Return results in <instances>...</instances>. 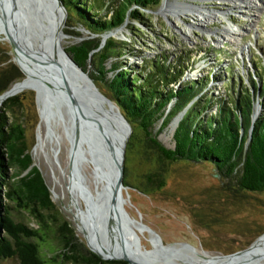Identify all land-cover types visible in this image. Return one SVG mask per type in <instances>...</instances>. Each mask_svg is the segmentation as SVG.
Returning <instances> with one entry per match:
<instances>
[{"label": "trees", "instance_id": "16d2710c", "mask_svg": "<svg viewBox=\"0 0 264 264\" xmlns=\"http://www.w3.org/2000/svg\"><path fill=\"white\" fill-rule=\"evenodd\" d=\"M62 2L67 11L66 24L88 32L65 46L66 52L119 107L132 133H144L147 147L157 153L159 162L211 165L232 191L264 190L262 67L255 73L256 79L247 74V82L239 76L224 80L211 71L196 79H183L190 55L182 53L171 59L163 53L150 58L143 56L136 68L128 61V57L136 54L125 40L109 36L102 43V36L126 21L129 29L133 27L140 32L141 24L148 25L145 21H149L145 11L155 9L160 0ZM63 30L82 36L76 30ZM230 69L229 65L223 72ZM21 77L13 64L3 67L0 94ZM219 79L223 95L209 94L206 88L210 81ZM22 95L10 96L0 106V197L7 200L3 202L0 198V259H14L19 264H46L47 260L52 264H128L124 260L102 259L59 216L50 189L33 163L25 126L15 115L22 108ZM255 99L261 111L252 121ZM181 112L171 136L174 145L168 148L157 139V134ZM155 125H158L156 130ZM11 167L16 172L8 176L7 169ZM161 168L144 175L146 187L158 189L165 185V172ZM12 204L26 207L35 216L37 228L16 221L11 213ZM50 239L55 241L57 249L46 259L41 245Z\"/></svg>", "mask_w": 264, "mask_h": 264}, {"label": "rangeland", "instance_id": "374dc122", "mask_svg": "<svg viewBox=\"0 0 264 264\" xmlns=\"http://www.w3.org/2000/svg\"><path fill=\"white\" fill-rule=\"evenodd\" d=\"M182 1L213 11L216 15L212 20L200 23L196 13H178V18H175L169 12L174 8L164 7L166 2H170L177 8ZM161 4L168 12H158ZM159 5L145 11L149 21H145L148 25L141 24L140 32L134 31L133 27L129 29L130 24L126 21L113 36L125 40L133 49L136 56L128 57V61L134 63L136 68L141 65L143 56L150 58L163 53L171 59L176 53H182L190 55L183 79H196L211 71L224 77V80L229 77L234 80L239 76L247 82V74L255 78L256 72L262 68L264 71V3L257 8H248L231 0H160ZM223 11L228 15L224 16ZM226 27L237 34L227 35L223 32ZM63 29L79 31L82 36L67 34ZM63 29V47L88 34L80 27L67 25L66 20ZM13 58L14 53L8 43L0 39V72L7 64H13L22 79L24 74ZM229 65L230 72L224 73L223 70ZM206 89L209 94L223 95L222 80L210 81ZM19 93H23L22 108L15 115L25 126L33 163L50 189L59 216L85 242L77 225L81 214L86 211L85 200L94 198L103 178L90 163L84 143L79 141L77 156L71 155L70 143L65 135L68 121L66 108L53 106L50 108L52 114L46 110L40 115L39 110L43 106L37 104L35 92L25 89ZM260 111L259 103L258 113ZM178 114L157 134V139L168 148L174 145L168 128L175 119L180 120ZM157 127L155 125V130ZM156 154L147 147L144 133H132L131 128L124 152L122 192L128 214L149 226L165 245L185 242L208 255L232 253L248 247L264 233V190L232 191L220 178L215 177L211 165L159 162ZM159 166L163 168L160 171L165 172V185L158 189L146 187L144 175ZM15 172L12 167L7 169L8 176ZM0 198L3 202L7 201L2 195ZM12 205L11 213L16 221L37 228L35 216L26 207ZM141 233V243L150 249L148 232ZM56 247L55 241L50 239L41 245V253L47 259L53 255ZM45 263L52 264L49 260ZM0 264L19 263L14 259L2 258Z\"/></svg>", "mask_w": 264, "mask_h": 264}, {"label": "water", "instance_id": "95a60500", "mask_svg": "<svg viewBox=\"0 0 264 264\" xmlns=\"http://www.w3.org/2000/svg\"><path fill=\"white\" fill-rule=\"evenodd\" d=\"M168 3L170 2H166ZM159 6L158 12H161L164 5ZM66 18L67 11L62 0H0V29H3L0 31L3 34L0 39H4L14 53L18 50L33 68L30 74L25 73L13 59L24 77L0 94V106L8 97L31 89L35 92L37 104L41 103L43 106L39 110L40 115L46 110L50 112L53 106L66 108L65 113L72 126V137L68 138L71 155L77 156L79 141L87 142L92 160L98 162L101 168L104 167L110 176L104 209L103 206L92 209L99 221L95 226L102 228L107 236L112 229L110 226H117L115 229L120 242L124 236L121 218L137 222L141 229L154 234V238L150 239L149 255L154 262L162 260V264H259L260 260L264 261V253L254 256L256 254L251 252L264 241V233L244 249L209 255L206 259L195 262L193 258L185 256L187 251L196 256L197 250L192 245L185 242L165 245L149 226L128 214L123 207L126 199L122 192V179L124 152L131 126L119 107L99 91L88 72L79 67L60 44L64 37L62 29ZM117 30L119 28L103 34L102 43L108 36H114ZM61 57L67 60V66L62 63ZM78 81L83 87L78 85ZM255 104L257 106L254 105L252 121L258 115V99ZM181 114L182 112L178 116ZM214 172L215 177L219 178L215 168ZM85 243L104 260H124L128 264H134L127 255L103 256L89 245L87 239ZM175 246L178 248H174ZM200 253L206 254L204 250Z\"/></svg>", "mask_w": 264, "mask_h": 264}, {"label": "bare ground", "instance_id": "6f19581e", "mask_svg": "<svg viewBox=\"0 0 264 264\" xmlns=\"http://www.w3.org/2000/svg\"><path fill=\"white\" fill-rule=\"evenodd\" d=\"M231 1L238 2L240 6L244 5L245 7H248V8L250 7L257 8V6H260L264 3V0H231ZM166 6L168 8H171V6L172 8H174L173 10H170L169 12L175 18H178L179 16L178 13H184V12H189L192 14L196 13V16H198L197 20L200 23L210 21L212 20L213 16L216 15L214 14L213 11L207 10L203 7H193L192 4L190 5L186 1H182V4H179L178 5L179 7L177 8L174 7L171 3L166 4L164 7L166 8ZM162 10L167 11L164 8ZM221 13L224 16L228 15L226 11L225 12L223 11ZM0 30L3 31V29H0ZM223 32L226 33L227 35L237 34V33H234V31L232 32V30L227 27L223 29ZM63 38L64 37L61 38L60 44ZM13 59L17 62V64L19 65V67L21 68L23 72L28 73V74L32 72L33 68L18 50L16 53H14ZM60 60L62 61V63H64V65L66 66L68 65V62L65 58L61 57ZM78 85L80 87H83L81 86L83 84H81L80 81H78ZM56 115L60 117V114L56 113ZM178 121L179 119H175L169 125V128H168L169 137L172 136L173 131L178 124ZM66 122L67 124L65 126V135L67 134L66 137L68 139L72 137V126L70 125V121H66ZM82 143L85 144V147L87 149V154L90 158L89 161L92 164V166L95 168L96 173L99 172L100 175L102 176L103 183L99 191L95 194L94 198H91L90 200H85L86 211L83 212L81 214V217L79 218V222L77 225L78 232L82 233L84 239L85 240L87 239L89 245L103 256L127 255L129 258L133 260L134 264H162L163 262L162 260L161 261L158 260L154 262L151 256L149 255V252H151V250L144 247L143 244L141 243L142 242L141 236H143L141 232H148V231L141 229L140 225L137 222H130V221H127L126 219L121 218L124 236H123L122 241L120 242H119L118 232L115 229L117 228V226L113 224L110 226V228L112 229H110L109 236H107L106 233H104L102 228L100 229L98 226H95V223L99 221L97 220V217L94 216V213H92L93 212L92 209H96V207H102L104 205L107 199V196H108L107 194H108L110 176L106 173L104 167L101 168L98 162L92 160V158L90 157V153H89L88 143L85 141H83ZM123 207L126 210L125 203H123ZM102 209H104V206ZM136 237L138 238V240ZM153 238H154V234L148 232V241L150 242V239H153ZM157 247L159 248L160 246H157ZM174 248H178V246H175ZM200 252L201 251H196L195 252L196 256H195L193 253L187 251L185 253L186 254L185 256L188 258H193L195 262H199V260L206 259L207 258L206 256H209L207 253L201 254ZM251 252L256 254L254 256L264 253V241L259 243L256 248L251 250ZM218 261H221V259H218ZM175 262L178 263V261H175ZM258 263L264 264V261L260 260Z\"/></svg>", "mask_w": 264, "mask_h": 264}]
</instances>
